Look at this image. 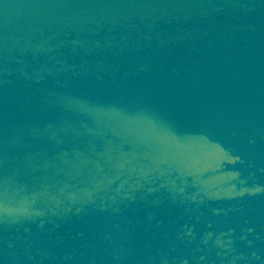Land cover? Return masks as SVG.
<instances>
[{
	"label": "water",
	"instance_id": "1",
	"mask_svg": "<svg viewBox=\"0 0 264 264\" xmlns=\"http://www.w3.org/2000/svg\"><path fill=\"white\" fill-rule=\"evenodd\" d=\"M0 264H264V0H0Z\"/></svg>",
	"mask_w": 264,
	"mask_h": 264
}]
</instances>
